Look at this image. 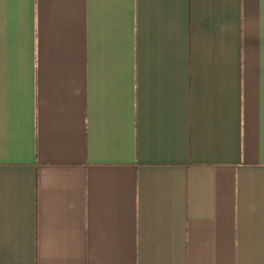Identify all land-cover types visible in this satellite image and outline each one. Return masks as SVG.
<instances>
[{
	"label": "crops",
	"instance_id": "obj_1",
	"mask_svg": "<svg viewBox=\"0 0 264 264\" xmlns=\"http://www.w3.org/2000/svg\"><path fill=\"white\" fill-rule=\"evenodd\" d=\"M0 264H264V0H0Z\"/></svg>",
	"mask_w": 264,
	"mask_h": 264
}]
</instances>
